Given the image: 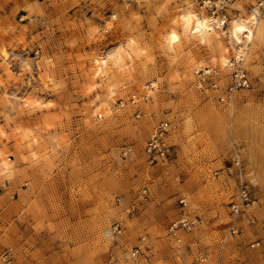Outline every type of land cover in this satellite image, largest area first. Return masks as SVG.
<instances>
[{
  "label": "rangeland",
  "instance_id": "1",
  "mask_svg": "<svg viewBox=\"0 0 264 264\" xmlns=\"http://www.w3.org/2000/svg\"><path fill=\"white\" fill-rule=\"evenodd\" d=\"M228 1L0 0V264L6 247L10 264H264V0ZM185 5L227 20L184 33ZM256 7L254 39L234 41L230 19ZM165 120L174 153L151 163ZM240 178L255 202L230 235ZM184 212L198 222L179 240Z\"/></svg>",
  "mask_w": 264,
  "mask_h": 264
},
{
  "label": "built area",
  "instance_id": "2",
  "mask_svg": "<svg viewBox=\"0 0 264 264\" xmlns=\"http://www.w3.org/2000/svg\"><path fill=\"white\" fill-rule=\"evenodd\" d=\"M204 6L208 7L214 13H218L221 10L225 9L228 6V0H202ZM227 20V14H221ZM170 129L169 121H162L157 125L155 132L152 136L146 141L144 151L147 156V159L151 163L164 162L172 157L174 153L173 145L168 141V132ZM227 173L234 174L238 173L239 176L242 174V164L241 160H235L231 166L227 167ZM255 202L254 193L252 186L242 178L237 185V190L230 201V211L234 219L231 222L229 228V234L233 235L239 231V226L236 223L237 217L243 214L253 203ZM181 203H184L186 206V201L181 199ZM198 222V218H191L190 215L184 212L183 216L171 222L168 227V232L171 236L181 239L179 237L180 230H191L192 227ZM115 229L121 231V224L117 223ZM228 237L222 236L219 241L222 246L227 242ZM260 245V241H255L252 243V246ZM140 253V247H137L132 251V256L137 257ZM4 260L10 264L13 259V253L10 247H6L2 253ZM201 261L207 260V256H202Z\"/></svg>",
  "mask_w": 264,
  "mask_h": 264
},
{
  "label": "bare ground",
  "instance_id": "3",
  "mask_svg": "<svg viewBox=\"0 0 264 264\" xmlns=\"http://www.w3.org/2000/svg\"><path fill=\"white\" fill-rule=\"evenodd\" d=\"M217 20V24L219 26H222L225 22V19L223 17H215V16H209V15H203L200 12L194 11L190 8L189 5H185L183 7V10L178 13L174 17L173 23L179 25L180 28L184 33L193 34L196 36H200L202 38H206L210 35H212L214 32H216V27L213 25V23ZM260 22L259 18V9L258 7L251 10V12L248 14H242L233 16V18L230 19V25H231V36L234 41L241 43L242 42V35L248 37L249 40L254 39L255 35V29L252 27L251 24H256ZM180 34L177 32L175 26L173 27L172 31L170 32V39L171 41H176L179 39ZM227 47L224 46V44H221V65H224L228 61L227 57ZM122 49L118 50L117 54L112 55V62L116 65H119L122 60ZM7 53L5 52V56ZM240 57V54L238 55ZM109 57L107 56H99L95 57V71L97 72H103L104 74H107V71L110 68L109 65ZM25 103L28 105H34L32 100H25ZM0 131L4 133L5 130L0 128ZM15 133L18 137H21V139L26 134V131L21 126H17L15 129ZM6 134V133H5ZM2 156V155H1ZM4 159V157L2 158Z\"/></svg>",
  "mask_w": 264,
  "mask_h": 264
}]
</instances>
